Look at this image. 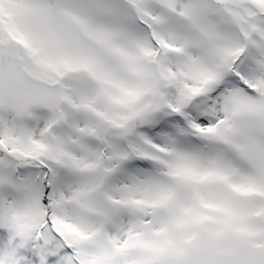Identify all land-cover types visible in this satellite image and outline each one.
Listing matches in <instances>:
<instances>
[{"label":"snow or ice","instance_id":"obj_1","mask_svg":"<svg viewBox=\"0 0 264 264\" xmlns=\"http://www.w3.org/2000/svg\"><path fill=\"white\" fill-rule=\"evenodd\" d=\"M0 264H264V0H0Z\"/></svg>","mask_w":264,"mask_h":264}]
</instances>
